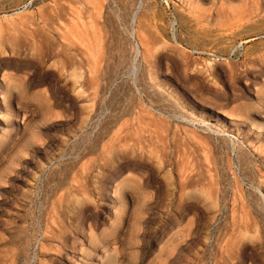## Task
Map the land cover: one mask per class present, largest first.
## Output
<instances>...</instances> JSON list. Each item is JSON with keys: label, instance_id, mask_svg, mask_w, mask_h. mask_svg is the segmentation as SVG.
Here are the masks:
<instances>
[{"label": "rangeland", "instance_id": "rangeland-1", "mask_svg": "<svg viewBox=\"0 0 264 264\" xmlns=\"http://www.w3.org/2000/svg\"><path fill=\"white\" fill-rule=\"evenodd\" d=\"M0 264H264V0H0Z\"/></svg>", "mask_w": 264, "mask_h": 264}, {"label": "bare ground", "instance_id": "bare-ground-1", "mask_svg": "<svg viewBox=\"0 0 264 264\" xmlns=\"http://www.w3.org/2000/svg\"><path fill=\"white\" fill-rule=\"evenodd\" d=\"M133 35H134V34H131V38H133ZM139 186H140V185H139Z\"/></svg>", "mask_w": 264, "mask_h": 264}, {"label": "built area", "instance_id": "built-area-1", "mask_svg": "<svg viewBox=\"0 0 264 264\" xmlns=\"http://www.w3.org/2000/svg\"><path fill=\"white\" fill-rule=\"evenodd\" d=\"M194 54H197L196 52H194Z\"/></svg>", "mask_w": 264, "mask_h": 264}]
</instances>
